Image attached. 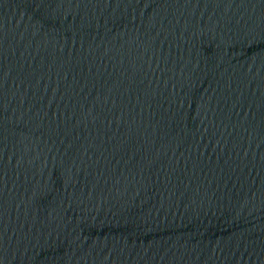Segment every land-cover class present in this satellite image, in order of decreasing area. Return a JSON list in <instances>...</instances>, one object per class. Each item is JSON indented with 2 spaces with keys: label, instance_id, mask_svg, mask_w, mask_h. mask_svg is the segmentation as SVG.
I'll list each match as a JSON object with an SVG mask.
<instances>
[{
  "label": "water",
  "instance_id": "95a60500",
  "mask_svg": "<svg viewBox=\"0 0 264 264\" xmlns=\"http://www.w3.org/2000/svg\"><path fill=\"white\" fill-rule=\"evenodd\" d=\"M0 264H264V0H0Z\"/></svg>",
  "mask_w": 264,
  "mask_h": 264
}]
</instances>
